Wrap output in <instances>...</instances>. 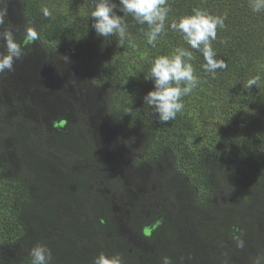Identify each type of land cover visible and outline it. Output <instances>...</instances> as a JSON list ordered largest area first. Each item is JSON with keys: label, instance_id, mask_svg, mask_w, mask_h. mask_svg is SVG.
Masks as SVG:
<instances>
[{"label": "trees", "instance_id": "obj_1", "mask_svg": "<svg viewBox=\"0 0 264 264\" xmlns=\"http://www.w3.org/2000/svg\"><path fill=\"white\" fill-rule=\"evenodd\" d=\"M167 6L165 33L153 48L131 17L123 46L117 37L98 36L91 0L0 3L4 27L18 42L29 27L38 34L22 44L14 71L0 73V264H31L36 244L51 249L52 264H93L100 253L119 254L123 264H161L164 256L174 264H252L262 223L244 216L234 198L218 220L204 204L229 196L234 179L246 204L264 190V11L254 13L250 0ZM194 8L226 14L212 47L227 67L208 73L192 50L199 83L182 98V113L160 123L144 103L154 87L145 73L154 58L189 47L169 25ZM255 76L258 84L246 89ZM138 128L146 131L134 134ZM122 149L153 166L126 170L117 164ZM162 164L174 172L161 181ZM163 187L167 206L148 199ZM119 206L126 211L116 212ZM236 229L243 249L231 238ZM123 231L147 250L133 247Z\"/></svg>", "mask_w": 264, "mask_h": 264}, {"label": "clouds", "instance_id": "obj_2", "mask_svg": "<svg viewBox=\"0 0 264 264\" xmlns=\"http://www.w3.org/2000/svg\"><path fill=\"white\" fill-rule=\"evenodd\" d=\"M3 0H0L2 3ZM168 0H91L92 18L91 27L98 36L104 38L117 37L119 45L123 46L128 23L126 18L131 17L135 25L142 26L141 31L147 38V44L155 48L157 41L165 33V25L170 8ZM250 7L254 13L264 11V0H250ZM117 10L123 15H118ZM43 16L50 18L52 11L44 7ZM6 7L0 8V41L5 51L0 52V73L14 71L15 62L24 55L23 45L35 43L38 34L34 28H27L22 42H18L12 28H5ZM226 14L213 16L201 9H193L191 15L180 17L170 23V28L182 34L184 42L189 46L177 47L169 55H160L151 62L145 73V80L153 82V89L144 96V103L160 123L174 120L184 109L182 98L191 94L197 87L199 80L195 74L193 64V51L202 54L204 71L215 74L218 69L227 67L222 59L216 58L212 41L217 38V29L224 28ZM260 81L259 76L250 78L245 88H251ZM242 230L234 231L232 240L236 247L243 249L245 241ZM31 264H52L51 249L45 244H36L29 250ZM93 264H123L119 254L108 256L100 253L93 258ZM161 264H174L169 256L162 257ZM252 264H264V256H257Z\"/></svg>", "mask_w": 264, "mask_h": 264}, {"label": "rangeland", "instance_id": "obj_3", "mask_svg": "<svg viewBox=\"0 0 264 264\" xmlns=\"http://www.w3.org/2000/svg\"><path fill=\"white\" fill-rule=\"evenodd\" d=\"M104 41L105 40H103V42ZM145 131L146 130L144 128H138L136 131H134V134H140V133H143ZM131 137L132 136L127 137V138H131ZM140 138H141V136H140ZM138 141H141V140L138 138ZM134 143L137 144L138 143L137 140H134ZM133 147L137 148L138 146L133 145ZM144 151H146L145 148H144ZM118 154H119L120 160L118 159L119 161L117 162V164L119 166L121 164H125L127 166L126 170L127 169L131 170V168L133 170H136V169L141 168V167H143V168L147 167L148 168L149 166H153V161L152 162H148L146 160L144 161L143 155L138 156L135 153H130L129 151H126L123 149ZM114 166L117 167L116 164ZM170 168H171L170 165H167V164L163 165L162 164L161 170L158 172L159 175H157L159 180L162 181L163 179L167 178L168 177L167 174L172 175V172H174V171L172 170V168L171 169ZM171 170H172V172H171ZM150 172L153 174V171H150ZM153 180H155V183L157 184L156 175H154V174H153ZM227 187L230 188V191H229L230 195L229 196L224 192V193L218 195L217 197H215L212 200L211 204H209V202L211 200L208 203L205 202L204 206L208 207L207 208L208 215H211L212 221L220 219V217L222 216V213H223L222 208L225 206L224 203L231 204V202L233 200L232 198H234L237 201V203L239 204L240 208H244V210L246 211L245 212L246 214L244 213V216H246V217L249 216L252 219L262 223L261 228H263V231L261 233H259L260 235L255 238L257 241H253V243L256 242V244L253 245L254 246V254L252 253V254H250V256L252 255L253 260L257 256H264V190L262 192H260V194L257 197L258 199L255 201V203L250 201L246 204L247 198L244 197L243 193H241V191H240L241 188L239 186L238 180H236V179L231 180V182L227 185ZM168 192H169V187H163V188L157 189L156 191L153 192L152 196H148V199L151 200L152 202H153V200H157V203L159 202L158 203L159 206L160 205H166L167 206V204H168L167 197L170 195V194H168ZM100 194H101V196H110L109 193L107 191H105V189H102V192ZM173 194L175 196H177L176 191H174ZM154 203H156V202H154ZM125 209H126V207L119 206L118 208L116 207L115 210H116V212H120V214H121L124 212ZM117 218H119V217H117ZM251 218H249V219L251 220ZM257 218L259 220H257ZM121 237L128 240L127 242L130 243L133 247L135 245L138 248L141 247V250L143 252H145L147 250V248L142 245V242H140L138 240V238L126 233V231H123V233L121 234ZM246 251H248V250H246ZM8 260H9V258L7 259L5 264H7ZM20 261H18V262L16 261V263L20 264L19 263ZM249 263H250V261L246 260V262H243L241 264H249Z\"/></svg>", "mask_w": 264, "mask_h": 264}, {"label": "water", "instance_id": "obj_4", "mask_svg": "<svg viewBox=\"0 0 264 264\" xmlns=\"http://www.w3.org/2000/svg\"><path fill=\"white\" fill-rule=\"evenodd\" d=\"M59 125H61V126H62V124H59Z\"/></svg>", "mask_w": 264, "mask_h": 264}]
</instances>
